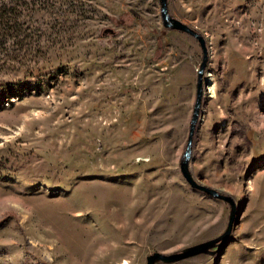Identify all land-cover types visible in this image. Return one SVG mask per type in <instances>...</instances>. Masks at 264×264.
<instances>
[{"label": "rangeland", "instance_id": "374dc122", "mask_svg": "<svg viewBox=\"0 0 264 264\" xmlns=\"http://www.w3.org/2000/svg\"><path fill=\"white\" fill-rule=\"evenodd\" d=\"M167 7L214 89L191 174L236 209L225 246L170 264H264V0ZM201 59L158 0H0V264H146L224 233L229 205L179 169Z\"/></svg>", "mask_w": 264, "mask_h": 264}, {"label": "water", "instance_id": "95a60500", "mask_svg": "<svg viewBox=\"0 0 264 264\" xmlns=\"http://www.w3.org/2000/svg\"><path fill=\"white\" fill-rule=\"evenodd\" d=\"M158 2H159L162 26L165 29L179 31L181 33H186L192 36L199 43L200 48L202 50V59L197 69L195 101H194L192 115H191V119L189 123L186 148L179 162L180 172L184 180L186 181V183L192 189L201 191L203 193L208 194L209 196H212L216 199L222 200L225 203H227L230 207V213H229V220H228L227 228L224 231V233H222L220 236L204 241V242H201L199 244L193 245L191 247L184 248L183 250L179 252H175L171 254H163L159 252H154L146 257V264H157V263L170 264V263L179 262V261L191 258V257H195L198 255L213 254L214 253L213 249L222 248L223 246H225V244H227L228 236L233 226L235 225V219H236L235 217L236 209H235V205H234L232 198L227 195L222 194L219 191L208 188L205 185L201 184L200 182L196 181L195 178L192 176L191 170L189 167V160L191 157L192 144H193V136H194L197 123L199 121L202 100H203V96L205 93L204 91V75L205 74L204 73H205V68L207 66L208 59H209L206 40L203 37V35H201L197 30L192 29L191 27L185 25L179 20L171 17V15L168 12L167 0H158Z\"/></svg>", "mask_w": 264, "mask_h": 264}, {"label": "bare ground", "instance_id": "6f19581e", "mask_svg": "<svg viewBox=\"0 0 264 264\" xmlns=\"http://www.w3.org/2000/svg\"><path fill=\"white\" fill-rule=\"evenodd\" d=\"M205 91H206V94L209 96V97H213L214 96V89H213V86L211 84V82L209 83L208 86L205 87ZM243 102V101H242Z\"/></svg>", "mask_w": 264, "mask_h": 264}]
</instances>
